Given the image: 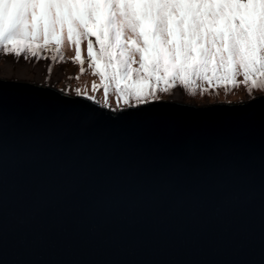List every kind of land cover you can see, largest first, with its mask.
I'll use <instances>...</instances> for the list:
<instances>
[{
	"label": "water",
	"instance_id": "1",
	"mask_svg": "<svg viewBox=\"0 0 264 264\" xmlns=\"http://www.w3.org/2000/svg\"><path fill=\"white\" fill-rule=\"evenodd\" d=\"M0 264H264V95L111 111L0 80Z\"/></svg>",
	"mask_w": 264,
	"mask_h": 264
},
{
	"label": "snow or ice",
	"instance_id": "2",
	"mask_svg": "<svg viewBox=\"0 0 264 264\" xmlns=\"http://www.w3.org/2000/svg\"><path fill=\"white\" fill-rule=\"evenodd\" d=\"M85 40L105 93L114 84L140 100L197 81L264 90V0H0L6 54L63 60L67 41L83 65Z\"/></svg>",
	"mask_w": 264,
	"mask_h": 264
},
{
	"label": "rangeland",
	"instance_id": "3",
	"mask_svg": "<svg viewBox=\"0 0 264 264\" xmlns=\"http://www.w3.org/2000/svg\"><path fill=\"white\" fill-rule=\"evenodd\" d=\"M95 38L93 37V40ZM98 47V46H97ZM63 60L59 57L53 60L52 56L54 53L49 51H44L37 57L38 62H48L51 64V72L55 74V80L52 83L54 89H62L65 86V82L68 83L67 94L70 96L81 95L91 99L98 100L101 105L106 106L107 109L111 111H116L122 109L123 107L136 105L141 102L146 101H155V100H165L169 99L174 91L182 90L184 92L186 103L194 104L196 106L211 105L216 103H238L245 102L248 99L256 95H264V90L256 88H251L250 85H245L240 83L239 86L233 87L228 85L227 87L218 86L215 82L212 85H209L205 81H197L195 84L185 87L179 82L175 83L174 87L164 91V85H161L153 95H147V93L140 100H137L135 97H129L118 93L114 84H110L108 87L107 93H105L104 87L101 86V78L98 74L94 73V69L89 67V61L87 58V41L85 40L81 44V55L84 59V64L80 65L75 62V46L65 41L63 47ZM7 55L3 51H0V80L7 81H17L23 82L21 79L24 76V70L21 67L11 70L10 62H6L5 58ZM30 57L22 59L21 62L29 60ZM73 62L76 65V68L73 70L67 71L62 69L61 66ZM81 67L84 68V71L81 72ZM136 67V65H134ZM15 76V79H12L11 76ZM45 77L42 76V82H44ZM238 81H242L243 77H238ZM29 83V82H28ZM36 84V83H31ZM43 85V84H38ZM95 85V87H93ZM47 86V85H44ZM145 99V100H143ZM170 100V99H169Z\"/></svg>",
	"mask_w": 264,
	"mask_h": 264
},
{
	"label": "bare ground",
	"instance_id": "4",
	"mask_svg": "<svg viewBox=\"0 0 264 264\" xmlns=\"http://www.w3.org/2000/svg\"><path fill=\"white\" fill-rule=\"evenodd\" d=\"M25 58H27L25 54H21V56L19 57H16L15 54H10L6 56L5 61L10 62L12 71L17 67L23 68L24 76L21 80L26 81L25 83L28 82H29L28 84L36 83L32 85L43 84L42 86L47 85L46 87L52 86V83L55 80V74L50 71L51 64L48 62H42V63L38 62L37 57H30L29 60H25L24 62H21V60ZM61 67L62 69L71 71L76 68V65L73 62L72 63L69 62L68 64ZM42 76L45 77L44 82H42ZM11 78L15 79L16 77L12 75ZM49 88L54 89L52 87ZM67 90H68V83L65 82L64 88L60 89L59 91L67 94ZM169 99L171 101H176L177 103L186 102L184 92L182 90L175 91Z\"/></svg>",
	"mask_w": 264,
	"mask_h": 264
},
{
	"label": "trees",
	"instance_id": "5",
	"mask_svg": "<svg viewBox=\"0 0 264 264\" xmlns=\"http://www.w3.org/2000/svg\"><path fill=\"white\" fill-rule=\"evenodd\" d=\"M169 89H171V87Z\"/></svg>",
	"mask_w": 264,
	"mask_h": 264
}]
</instances>
